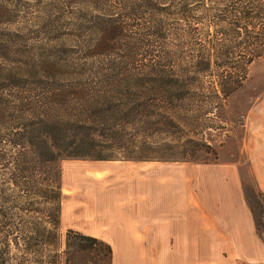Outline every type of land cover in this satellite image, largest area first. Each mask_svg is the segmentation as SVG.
Segmentation results:
<instances>
[{
	"label": "trees",
	"instance_id": "16d2710c",
	"mask_svg": "<svg viewBox=\"0 0 264 264\" xmlns=\"http://www.w3.org/2000/svg\"><path fill=\"white\" fill-rule=\"evenodd\" d=\"M38 9V38L54 36L60 21L66 25L53 39L69 45L60 55L110 62L70 70L67 61L48 56L15 59L8 36L21 34L0 32V264H112L109 244L72 229L59 251V162H177V145L154 141L157 126L176 128L179 118L170 109L202 88L197 75L215 70L210 87L221 99L243 86L249 66L264 57V0H48ZM210 10L216 23L228 24L216 31L222 41L192 27L198 12ZM9 15L0 6V25L12 23ZM172 24L185 27L175 35L192 49V74L169 66L164 42ZM94 136L121 159L99 150Z\"/></svg>",
	"mask_w": 264,
	"mask_h": 264
},
{
	"label": "rangeland",
	"instance_id": "374dc122",
	"mask_svg": "<svg viewBox=\"0 0 264 264\" xmlns=\"http://www.w3.org/2000/svg\"><path fill=\"white\" fill-rule=\"evenodd\" d=\"M46 3L48 0H0V6L10 10L9 19L12 22L9 25L1 24L0 32L3 36H6L4 31L18 32L22 37L13 39L8 36V49L12 58L18 59L20 55L25 57L29 54L34 57L48 56L46 58H52L54 62L67 61L65 63L70 70L78 69L79 66L80 70L100 68L110 62L99 58L94 64L95 60H79L77 55H60L59 51L69 46L64 40L58 41L62 39L53 40L66 27L62 21L55 25L54 36L46 40L38 38L37 31L42 28L43 18L38 6L42 4L45 7ZM213 13V10L198 12L199 22L192 24V27L196 28L200 37L207 31L209 38L213 40L217 35L216 39L222 41L223 36L216 31L227 28L228 24L216 23ZM183 30L185 27L182 24L169 25L164 45L170 52L169 66L174 72L192 74V49L187 41L175 35L182 34ZM206 38L201 40L205 45ZM236 60L241 61L239 57ZM214 74L216 71L210 70L197 75V83L202 88H192L187 101L170 109L171 114L179 118L175 123L176 128L168 129L164 124L157 126L159 131L154 141L177 145L174 150L177 162L74 159L59 162L63 193L59 251L63 249L64 234L68 229L94 235L101 240L110 230V217L124 213L129 206L138 212L140 200L154 203L158 197L180 198L183 196L181 187L192 180L199 184L195 191L196 198H211L212 194L207 189L208 181L217 186L224 176L230 178L234 172L242 183L244 196L264 238V191L253 166H264V57L256 59L249 66L243 86L226 99H221V94L210 87ZM94 137L101 144L99 150H104L107 155L113 152L116 159H121L120 153L102 148L108 143L105 138ZM187 140L192 142L185 143ZM182 150L185 156L181 155ZM166 154L175 160L173 155Z\"/></svg>",
	"mask_w": 264,
	"mask_h": 264
},
{
	"label": "crops",
	"instance_id": "0c3cea01",
	"mask_svg": "<svg viewBox=\"0 0 264 264\" xmlns=\"http://www.w3.org/2000/svg\"><path fill=\"white\" fill-rule=\"evenodd\" d=\"M253 166L264 191V166ZM194 181L183 184L180 198L142 199L138 212L129 206L110 217L101 240L112 249V264H264V238L237 173L217 186L208 181L211 198H196Z\"/></svg>",
	"mask_w": 264,
	"mask_h": 264
}]
</instances>
